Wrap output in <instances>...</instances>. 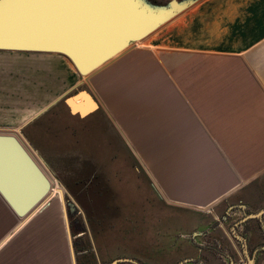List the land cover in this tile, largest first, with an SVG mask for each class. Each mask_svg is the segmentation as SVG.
<instances>
[{
  "label": "rangeland",
  "instance_id": "1",
  "mask_svg": "<svg viewBox=\"0 0 264 264\" xmlns=\"http://www.w3.org/2000/svg\"><path fill=\"white\" fill-rule=\"evenodd\" d=\"M169 1L149 0L156 6ZM205 23V0H197L145 45L131 46L141 40L134 41L126 52L140 47L155 57L162 50L203 43ZM101 73L80 76L58 53L0 50V133L16 135L51 184L48 196L20 218L22 225L6 242L5 260L10 263L133 264L114 263L130 258L140 264H177L206 253L204 245L211 238L206 232L219 224L227 231L231 218L238 217L224 212L234 203L233 196L202 209L177 206L164 198L119 131L118 127L125 131L120 115L113 113L118 126L110 118L107 79ZM136 77L141 75H131L134 81ZM82 89L99 105L85 117L71 114L63 101ZM123 90L121 86L124 98ZM160 92L148 87L145 95ZM169 171L173 176V169ZM178 171L177 177L188 172ZM157 182L164 188L163 181ZM69 202L76 206L72 217ZM6 211V222L19 221L7 206ZM215 232L220 238L221 230Z\"/></svg>",
  "mask_w": 264,
  "mask_h": 264
},
{
  "label": "crops",
  "instance_id": "2",
  "mask_svg": "<svg viewBox=\"0 0 264 264\" xmlns=\"http://www.w3.org/2000/svg\"><path fill=\"white\" fill-rule=\"evenodd\" d=\"M205 16L203 43L156 58L132 47L95 72L107 79L110 118L118 126L113 113L120 115L127 146L167 201L202 209L235 197L224 212L238 217L227 231L218 225L220 238L216 227L206 232L217 243L204 254L264 264V0H205ZM148 87L162 92L145 95ZM178 169L187 175L177 177ZM6 206L0 196V264H21L5 260L6 242L22 225L21 217L6 222Z\"/></svg>",
  "mask_w": 264,
  "mask_h": 264
},
{
  "label": "water",
  "instance_id": "3",
  "mask_svg": "<svg viewBox=\"0 0 264 264\" xmlns=\"http://www.w3.org/2000/svg\"><path fill=\"white\" fill-rule=\"evenodd\" d=\"M196 1L156 6L149 0H0V50L58 53L80 76H88ZM63 101L79 117L99 107L85 89ZM49 189L48 177L24 145L14 135L0 133V196L14 215L29 214ZM68 208L73 212L76 206L69 202ZM63 209L67 218L65 204ZM67 228L70 238L68 222ZM117 261L139 264L128 258Z\"/></svg>",
  "mask_w": 264,
  "mask_h": 264
},
{
  "label": "flooded vegetation",
  "instance_id": "4",
  "mask_svg": "<svg viewBox=\"0 0 264 264\" xmlns=\"http://www.w3.org/2000/svg\"><path fill=\"white\" fill-rule=\"evenodd\" d=\"M227 217H228V215H227ZM227 217H225V219ZM212 245H214L213 244V240H210V242L206 246L208 248H210V247H212ZM208 251H211V249H209ZM213 257H215L216 259L213 258ZM117 260H119V259H117ZM131 260H133V259H131ZM134 261H136V260H134ZM120 262H130V263L136 264V263H134L132 261H120ZM177 264H229V262L226 260V258L224 256H222V255H218L217 256V255H214L213 253L210 252V253H207V254H204V255L198 254V255H196V258H192V256H189L187 258H184V259L180 260ZM236 264H238V263H236Z\"/></svg>",
  "mask_w": 264,
  "mask_h": 264
},
{
  "label": "bare ground",
  "instance_id": "5",
  "mask_svg": "<svg viewBox=\"0 0 264 264\" xmlns=\"http://www.w3.org/2000/svg\"><path fill=\"white\" fill-rule=\"evenodd\" d=\"M15 137H16V136H15ZM16 138H17V137H16ZM17 139H18V138H17ZM18 140H19V139H18ZM19 141H20V140H19ZM46 176H47V175H46ZM50 190H51V184H50V189H49L48 193L50 192ZM47 196H48V194L46 195V197H47ZM50 196H51V195H50ZM46 197H45V198H46ZM45 198H44V199H45ZM49 199H50V198H49ZM49 199H48V200H49ZM48 200H47V201H48ZM40 203H41V202H40ZM40 203H39V204H40ZM45 203H46V202H45ZM45 203H44V204H45ZM39 204H38V205H39ZM42 204H43V203H42ZM38 205H37V206H38ZM37 206H36V207H37ZM36 207H35V208H36ZM35 208H34V209H35ZM34 209H33V210H34ZM31 212H32V211H31ZM31 212H30V213H31ZM30 213H29V214H30ZM27 215H28V214H27ZM20 221H21V220H20Z\"/></svg>",
  "mask_w": 264,
  "mask_h": 264
},
{
  "label": "trees",
  "instance_id": "6",
  "mask_svg": "<svg viewBox=\"0 0 264 264\" xmlns=\"http://www.w3.org/2000/svg\"><path fill=\"white\" fill-rule=\"evenodd\" d=\"M71 213H72V212L69 211L70 216H71ZM71 217H72V216H71ZM71 226H72V229H73V228H74V227H73V222H72Z\"/></svg>",
  "mask_w": 264,
  "mask_h": 264
}]
</instances>
